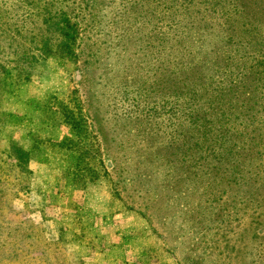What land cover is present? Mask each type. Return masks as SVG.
Returning <instances> with one entry per match:
<instances>
[{
  "label": "rangeland",
  "instance_id": "374dc122",
  "mask_svg": "<svg viewBox=\"0 0 264 264\" xmlns=\"http://www.w3.org/2000/svg\"><path fill=\"white\" fill-rule=\"evenodd\" d=\"M113 4L118 3L0 0V264H84L69 249L68 243L81 237L75 228L88 211V226L83 221L82 231H86L84 235L91 240L100 235L92 236L91 231L96 230L101 210L109 217L116 211L131 212L146 221L116 196L109 179L99 176L88 183L74 180L70 170L68 172L75 161L74 153L58 145L63 136H68L79 142L76 147H92L94 151L99 148L98 154L91 155L101 174L103 167L98 165V159L105 142L102 139V143L100 132H107L111 152L115 144L110 140L117 141L119 137L112 132V127H116L113 113L120 111L121 115H130L129 112L135 110L130 102L133 98L140 99L137 92L144 91L141 82L160 83L159 92L165 83L166 72L163 66L158 67L159 58L149 46L156 38L153 32L159 31L160 40L164 36L163 27L152 29L150 18H138L130 24L132 42L127 43L126 49L117 47L118 33L112 25L115 21L111 13ZM168 4L167 0L160 2L161 7ZM63 18L74 22L76 27L75 45L66 55L55 51L57 33L53 22ZM138 34L146 40L136 41ZM226 68L222 67L221 72L228 74ZM261 84L252 78H242L235 86H230L229 94L221 90L219 93L225 96L223 101H227L223 106L226 111L239 115L244 120L245 130L248 126L245 146L253 152L264 150V130L260 119H254L255 111L264 110ZM116 86L127 90V94ZM245 90L252 92L249 99L247 92L239 96ZM147 93L152 96L149 87ZM143 102L148 103L147 97ZM152 103L142 106L137 115L151 123V131L160 134L165 125L161 118L150 115ZM201 105L208 112L215 107ZM69 119L76 120L78 134L71 130ZM158 134H153L152 138H156L154 143L161 144ZM11 148L29 153L28 171H22L18 161L9 157L7 152ZM261 157L256 173L263 177L261 184L264 185V156L259 159ZM106 166L109 165L106 163ZM257 195L262 199L261 206L258 209L246 206L238 218L232 215L229 205L225 206L220 223L212 225L214 235L197 247L192 245V249L203 256L200 261L183 255L186 250L183 240L189 238L180 235V228L175 230L180 225L170 226L169 221L158 218H155L158 224L153 227L146 222L160 239L172 264H264L263 251L243 256L228 248L239 244L236 241L239 238L242 239L240 247L248 245L255 228L264 231V190L260 189ZM253 216L261 222L259 225L250 224ZM128 222L133 226L131 220ZM72 230L74 233L70 236ZM260 242L264 246V238L256 237L252 244Z\"/></svg>",
  "mask_w": 264,
  "mask_h": 264
},
{
  "label": "trees",
  "instance_id": "16d2710c",
  "mask_svg": "<svg viewBox=\"0 0 264 264\" xmlns=\"http://www.w3.org/2000/svg\"><path fill=\"white\" fill-rule=\"evenodd\" d=\"M93 1L96 5L101 0ZM108 1L118 3L111 10L115 20L112 25L118 33L117 47L126 49L132 42L130 24L138 18H150L152 29L163 27L164 36L160 40L159 31L153 32L156 38L149 46L159 58L158 67L163 66L166 72L165 83L159 92L160 83L141 82L144 91L137 92L140 99L130 102L135 110L130 115L113 113L116 127L112 132L119 137L117 141L110 140L115 144L111 152L107 132H100L105 142L98 159V165L103 167L101 174L91 155L98 154L99 148L94 151L92 147H76L79 142L68 136H63L58 145L74 153V164L68 168L74 180L88 183L99 176L109 179L116 196L152 227L158 224L155 218L169 221L170 226L180 225L175 230L180 228V235L189 238L183 240V255L200 261L203 256L192 245L197 247L214 235L212 225L220 223L226 205L238 218L246 206L258 209L262 204L257 194L264 190L263 177L256 171L264 150L253 152L245 146L248 126L245 130L244 120L226 111L223 106L227 101L219 93L221 90L229 94L230 86L242 78L261 81L264 87V0H167L169 4L162 7L161 0ZM53 24L57 33L55 51L71 53L76 41L75 23L63 18ZM135 40L146 39L138 34ZM222 67H227L228 74L221 72ZM116 87L127 94V90ZM148 87L152 96L147 93ZM246 92L249 99L252 92L248 90L239 96ZM261 93L264 95V90ZM144 97L148 99L146 104ZM150 101V115L161 118L165 125L160 134L151 131V123L137 115ZM201 104L215 107L208 112ZM256 118L264 130V110L255 111ZM69 121L71 130L78 134L76 120ZM234 122L239 123L232 126ZM83 131L86 132L84 127ZM153 134L159 135L161 144L154 143ZM7 153L18 161L22 171L29 170L28 152L11 148ZM260 223L257 217L251 218L250 224ZM256 237L264 238L263 229H253L248 245L240 247L239 238V244L228 248L243 256L261 251L264 254L261 242L252 244Z\"/></svg>",
  "mask_w": 264,
  "mask_h": 264
},
{
  "label": "crops",
  "instance_id": "0c3cea01",
  "mask_svg": "<svg viewBox=\"0 0 264 264\" xmlns=\"http://www.w3.org/2000/svg\"><path fill=\"white\" fill-rule=\"evenodd\" d=\"M82 213L83 209L80 210V216ZM99 213L101 217H96L99 221L95 226L96 230L91 231L92 236L100 234L97 238L91 240L84 235L86 231H82V227H85L82 222L88 221V211L87 215L82 216L81 224L75 228L81 237L68 243L69 249L84 264H172L160 239L151 232L148 223L141 217L121 211L113 213V217L107 216L105 210ZM128 220L134 223L133 226H130ZM73 233L72 230L69 235L73 236ZM67 237L69 240V236Z\"/></svg>",
  "mask_w": 264,
  "mask_h": 264
}]
</instances>
